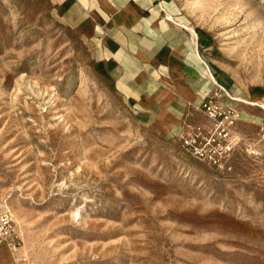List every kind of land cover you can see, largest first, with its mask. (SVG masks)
<instances>
[{"label": "rangeland", "instance_id": "374dc122", "mask_svg": "<svg viewBox=\"0 0 264 264\" xmlns=\"http://www.w3.org/2000/svg\"><path fill=\"white\" fill-rule=\"evenodd\" d=\"M173 9L212 42L213 100L234 118L223 168L113 89L60 4L0 0V211L18 239L0 264H264V108L248 102H264V0ZM202 103L190 123L213 127Z\"/></svg>", "mask_w": 264, "mask_h": 264}, {"label": "crops", "instance_id": "0c3cea01", "mask_svg": "<svg viewBox=\"0 0 264 264\" xmlns=\"http://www.w3.org/2000/svg\"><path fill=\"white\" fill-rule=\"evenodd\" d=\"M54 1L100 44L113 89L180 135L212 90L201 58L212 44L207 30L183 25L175 0Z\"/></svg>", "mask_w": 264, "mask_h": 264}, {"label": "built area", "instance_id": "2783aa9c", "mask_svg": "<svg viewBox=\"0 0 264 264\" xmlns=\"http://www.w3.org/2000/svg\"><path fill=\"white\" fill-rule=\"evenodd\" d=\"M214 81L220 90L230 96L229 91L222 83L217 79ZM218 96H222V93H219L217 88L214 93L210 92L208 100L201 105L203 112L214 122L213 127L206 128L203 125L188 122L179 136L181 145L186 152L210 166L223 168L225 160L231 155L235 145L228 127L234 118L213 100ZM221 115H223L222 118H220ZM226 119L229 120L226 121ZM17 242L16 224L12 213L6 210L0 211V245L3 243L15 245Z\"/></svg>", "mask_w": 264, "mask_h": 264}, {"label": "trees", "instance_id": "16d2710c", "mask_svg": "<svg viewBox=\"0 0 264 264\" xmlns=\"http://www.w3.org/2000/svg\"><path fill=\"white\" fill-rule=\"evenodd\" d=\"M197 31L199 32V33H202L203 32V29H201V28H197ZM209 39V38H208ZM200 41H201V43H203L202 42V40L200 39ZM215 68L217 69V70H219V73H220V68L218 67V66H215ZM218 80V79H217ZM220 83H222L223 85H227V84H225L223 81H219Z\"/></svg>", "mask_w": 264, "mask_h": 264}, {"label": "bare ground", "instance_id": "6f19581e", "mask_svg": "<svg viewBox=\"0 0 264 264\" xmlns=\"http://www.w3.org/2000/svg\"><path fill=\"white\" fill-rule=\"evenodd\" d=\"M192 31H193V28L191 27ZM245 100V99H244ZM248 102H251V103H254V104H258L259 106L263 107L264 108V102L262 101H248Z\"/></svg>", "mask_w": 264, "mask_h": 264}]
</instances>
